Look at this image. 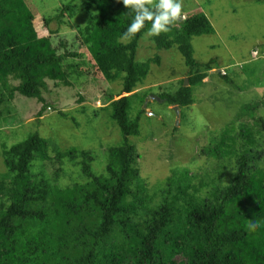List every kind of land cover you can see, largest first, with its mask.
Segmentation results:
<instances>
[{"label": "trees", "instance_id": "trees-1", "mask_svg": "<svg viewBox=\"0 0 264 264\" xmlns=\"http://www.w3.org/2000/svg\"><path fill=\"white\" fill-rule=\"evenodd\" d=\"M80 2L86 14L91 12L78 28L90 67L108 83H121L119 97L100 110L107 111L123 139L105 149L101 171L92 167L95 151L72 146L53 149L52 156L49 140L37 132L3 147L0 264H264V122L239 129L235 122L229 124L199 151L209 156V170L192 173L187 165L176 166L151 187L137 167L139 154L130 140L139 135L145 111L131 116V103L139 97L132 92L151 64L160 62L159 54L137 60L140 40L151 24L125 38L135 16L130 8L120 0ZM36 3L47 4L0 0V83L10 97L17 92L45 104L49 81L69 86L87 63L81 48H68L67 41L55 44L50 35L40 36L35 24L40 18L47 28L65 14L73 18L76 2L60 4L55 14L47 10V16L37 11ZM170 27L152 40L158 50L177 46L189 67V85L182 81L175 91L156 96L185 112L195 101L194 87L217 62L200 64L190 40L215 30L203 12ZM10 78L18 84L10 87ZM4 97L1 92L0 104ZM242 110L240 114L248 113ZM92 111L89 121L99 109ZM65 163L76 169L74 178ZM252 221L254 227L249 226ZM178 255L184 261L178 262Z\"/></svg>", "mask_w": 264, "mask_h": 264}, {"label": "rangeland", "instance_id": "rangeland-1", "mask_svg": "<svg viewBox=\"0 0 264 264\" xmlns=\"http://www.w3.org/2000/svg\"><path fill=\"white\" fill-rule=\"evenodd\" d=\"M70 1L44 0L47 4L36 3V8L47 16L45 11L48 10V15L55 14L60 4ZM74 1L78 7H73L76 12L73 18L65 14L60 22L51 20L47 28L40 18L35 24L40 36L50 35L55 44L67 41L68 48L79 50L83 45L78 28L87 22L91 12H84L81 0ZM182 12V20L198 12L209 18L215 32L193 36L190 43L193 57L200 64L214 58L217 62L211 63L207 76L194 87V103L185 112L178 109L177 113L174 106L157 100L156 94L175 91L182 81L189 85V67L184 57L177 46L158 50L147 33L140 40L138 61L160 56V62L151 64L142 85L132 92L137 91L139 97H134L131 103V116L145 110L140 116L142 129L130 140L139 154L137 167L151 187L169 176L176 166L187 165L192 173L209 170V156L200 155L199 151L209 146L212 137H217L229 124L235 122L239 129L243 124L264 122V0H183ZM82 51L87 63L80 68L83 74L74 78L69 86L49 81L48 91L43 93L47 108L40 116L43 102L17 92L10 97L7 88L0 83V93H5L4 102L0 104V174L6 173L3 147H10L35 132L49 140L52 156L56 148L77 146L93 150L97 161L92 167L96 171L103 169L105 149L120 143L123 137L107 111L100 109L119 97L121 83H108L98 76L90 67L88 52ZM219 73L229 79L222 78ZM8 84L11 87L18 81L10 78ZM141 100H144L142 104ZM82 107H86L83 112L80 111ZM243 107L248 113L240 114ZM93 109L99 112L89 121L88 114H92ZM66 166L74 178L76 169L70 164ZM66 183L70 184L71 180L67 179ZM176 260L184 261L179 255Z\"/></svg>", "mask_w": 264, "mask_h": 264}, {"label": "clouds", "instance_id": "clouds-1", "mask_svg": "<svg viewBox=\"0 0 264 264\" xmlns=\"http://www.w3.org/2000/svg\"><path fill=\"white\" fill-rule=\"evenodd\" d=\"M120 2L135 13L134 19L124 34L125 38H131L140 33L142 29H145L146 23L151 24L147 35L158 37L162 33L170 32V26L183 15V0H120ZM255 225V221L249 224L250 227Z\"/></svg>", "mask_w": 264, "mask_h": 264}, {"label": "water", "instance_id": "water-1", "mask_svg": "<svg viewBox=\"0 0 264 264\" xmlns=\"http://www.w3.org/2000/svg\"><path fill=\"white\" fill-rule=\"evenodd\" d=\"M186 83H187V81H185V85H186ZM156 99L160 101V98H157L156 97ZM145 107H146V103H145ZM174 109L178 113V107L177 106H174Z\"/></svg>", "mask_w": 264, "mask_h": 264}]
</instances>
